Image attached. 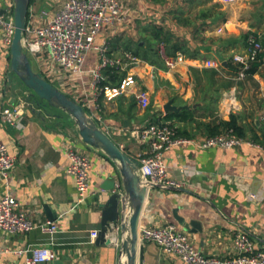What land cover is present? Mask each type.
Here are the masks:
<instances>
[{"label": "crops", "instance_id": "0c3cea01", "mask_svg": "<svg viewBox=\"0 0 264 264\" xmlns=\"http://www.w3.org/2000/svg\"><path fill=\"white\" fill-rule=\"evenodd\" d=\"M13 1L0 0V8L6 2L12 15ZM65 1L32 0L28 24L46 25ZM122 5L124 22L104 27L96 40V45L110 51L128 72L122 94L108 100L91 89L90 71L101 59L95 50L87 55L82 77L59 82L62 90L83 102L99 126L135 159L150 153V139H143L141 131L156 125V113L162 119L169 114L163 110L168 102L192 113L193 123H175L188 135L178 138L188 142L171 147L163 155L168 179L179 187L151 189L141 230L172 225L186 233L202 254L222 259L238 255L235 239L239 233L250 237L255 250L264 251V143L252 140L257 135L264 142V0L229 4L220 0H124ZM150 26L186 45L187 54L181 53L184 62L175 69H169L163 57V68L142 60L127 63L122 57L128 54L124 41L140 40L147 35L141 32ZM251 38L262 44V64L255 75L238 80L241 65L235 56L248 54ZM9 56L0 29V102L6 107L31 103L18 125L0 121V143L17 159L8 178L0 173V197H14L34 224L58 226L52 246L58 259L47 264H118L117 241L97 246L90 237L92 230H101L102 207L115 192L109 187L120 184L116 164L86 145L76 126L59 118L57 112L33 107L30 91L10 71ZM35 60L37 71H41L39 60ZM207 61L220 66L208 68ZM207 69L217 71L212 81L199 77ZM140 90L150 96L146 109L136 100ZM204 97L210 101L205 103ZM133 101L136 106L130 110ZM232 114L239 116V123L248 130L246 142L239 148L204 149L192 142L209 138L203 124L214 119L228 121ZM70 147L84 152L92 163L90 194L77 208L76 180L68 173ZM50 243V235L39 228L27 234L4 232L0 264H27L26 255L14 251L29 245L51 247ZM144 250V264H185L155 243H144Z\"/></svg>", "mask_w": 264, "mask_h": 264}, {"label": "built area", "instance_id": "2783aa9c", "mask_svg": "<svg viewBox=\"0 0 264 264\" xmlns=\"http://www.w3.org/2000/svg\"><path fill=\"white\" fill-rule=\"evenodd\" d=\"M124 0H66L61 9L54 17L43 26L33 23L27 25L24 45L28 55L40 60L49 57L50 66L43 67L55 72L63 71L76 77H82L85 71L87 55L91 51H98L100 62L97 67L90 71L91 89L97 94L103 93L108 100L120 96L123 85L120 87L101 88L100 83L104 80L103 70L109 66H121L120 60L109 58L107 49L96 45V40L104 27L113 28L124 22ZM229 4L235 0H220ZM0 29L3 32V43L10 52L15 32L13 14L0 13ZM250 49L247 55L235 56V61L241 65L238 80L247 77V71L255 62L263 50L262 44L254 38L249 39ZM160 53L169 69H175L179 63L184 62V57L178 53L175 57L165 54L163 45ZM126 59L131 64L138 63L139 59L126 54ZM205 66L218 69L220 64L215 61H207ZM42 71V70H41ZM51 81V80H50ZM52 82V81H51ZM139 107L146 109L150 106V96L147 91L140 90L136 95ZM30 102L22 103L17 107H6L0 102V121L13 126L18 125L24 117V113ZM86 107V106H85ZM264 121V113L262 115ZM143 139H150V153L140 157V175L144 181L161 188H176L179 184L168 179V169L164 163V152L173 146L188 142V140L175 138L174 132L167 126L152 125L141 131ZM193 143L201 148L208 149L219 147L225 150L237 149L246 141L232 133L222 134L216 137L206 138L200 142ZM70 161L68 173L75 177L77 189V201L74 207L83 205L90 194V170L92 163L90 158L76 147H70L67 151ZM17 159L9 152L5 144L0 143V173L2 177L8 178L16 167ZM255 197V196H254ZM39 228L43 233L50 235L51 247L27 246L14 251L16 255H26L27 264H47L58 259V254L52 246H55V236L59 228L54 223L34 224L25 210L21 209L19 203L12 196L0 197V238L2 233L27 234ZM99 230L91 231V242L95 243L99 237ZM143 243H155L167 254L181 258L185 264H264V251H257L250 237L246 233H239L235 239L238 255L222 259L206 256L198 251L192 244L189 236L177 230L172 225L164 227L143 228L140 231ZM0 250V254H1Z\"/></svg>", "mask_w": 264, "mask_h": 264}, {"label": "water", "instance_id": "95a60500", "mask_svg": "<svg viewBox=\"0 0 264 264\" xmlns=\"http://www.w3.org/2000/svg\"><path fill=\"white\" fill-rule=\"evenodd\" d=\"M31 1H13L15 32L10 47V71L30 91L31 96L43 103L44 110L57 112L59 118L75 125L86 145L101 151L116 164L120 184L108 189L115 192L102 207L101 230L96 245H110L117 241L118 264H144V243L140 238L141 220L151 189L159 186L144 181L140 175V161L127 154L99 126L84 105L34 69L24 45ZM0 13L8 14L6 2L1 3ZM163 110L166 113H179L182 108L170 101Z\"/></svg>", "mask_w": 264, "mask_h": 264}, {"label": "trees", "instance_id": "16d2710c", "mask_svg": "<svg viewBox=\"0 0 264 264\" xmlns=\"http://www.w3.org/2000/svg\"><path fill=\"white\" fill-rule=\"evenodd\" d=\"M141 34H147L145 37H142L140 40L136 41L133 38L126 39L123 43L124 51L131 56L145 61L150 65H153L157 68H163L164 62L162 55L160 53V46L163 45L166 56L175 57L178 53L187 54L186 45L184 43L175 41V39L165 33L163 30L155 26L145 27ZM115 45V44H114ZM106 55L109 58H113V54L110 51H107ZM122 57L127 63L129 61L126 59V54H123ZM115 58V57H114ZM10 60V56H9ZM262 64V55H258V58L255 62L251 64V67L247 71V76L252 77L255 75ZM223 67V66H221ZM235 74H238V67L235 69ZM104 80L101 81L100 87H120L124 80L126 79L128 72L123 70L120 66H109L103 70ZM217 75L216 70H204L199 74V77L202 79L213 80ZM50 81V80H49ZM101 97L104 96L103 93L100 94ZM100 97V98H101ZM33 102V107L43 108V103L35 96H31ZM202 100L206 103L210 101L208 98L204 97ZM214 100V99H213ZM133 101L131 104L130 110L134 109L136 104ZM82 105L83 102L80 101ZM85 107V105H84ZM86 110L89 112L87 107ZM154 123L156 125L167 126L174 132V137H187L188 135L181 131L179 127H176L175 123H193L194 117L190 110H183L179 113H169L165 118L158 117L157 113L153 117ZM240 117L236 114H232L228 121L223 119H214L206 124H203L208 132L209 138L216 137L226 133H232L236 137L246 140L248 137V130L246 126L239 123ZM264 137V134H263ZM257 135L253 136V141H259L263 144V140L257 139Z\"/></svg>", "mask_w": 264, "mask_h": 264}, {"label": "rangeland", "instance_id": "374dc122", "mask_svg": "<svg viewBox=\"0 0 264 264\" xmlns=\"http://www.w3.org/2000/svg\"><path fill=\"white\" fill-rule=\"evenodd\" d=\"M30 59L32 61V64H33V67L35 70H39L38 66H37V62L35 60V57L31 56L30 55ZM51 60L49 57L46 58H42L39 60V64L43 67H48L50 66ZM51 69L55 72H49V70L45 69V68H41L42 71H39L41 73H43L45 75V77L48 79V80H51L52 83L57 86L58 88L62 89L61 87V83L62 80H64V82L68 83L69 82H73L75 80V77L70 75V74H66L64 73L63 71H59V70H56V68L54 66L51 67ZM60 81V82H59ZM65 85V84H64Z\"/></svg>", "mask_w": 264, "mask_h": 264}]
</instances>
